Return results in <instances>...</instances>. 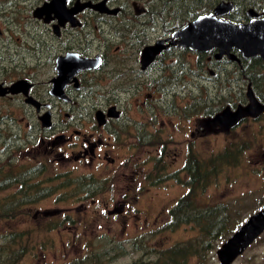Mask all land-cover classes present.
<instances>
[{"label": "flooded vegetation", "instance_id": "obj_1", "mask_svg": "<svg viewBox=\"0 0 264 264\" xmlns=\"http://www.w3.org/2000/svg\"><path fill=\"white\" fill-rule=\"evenodd\" d=\"M19 1H26L27 5L17 8L21 22L16 23V31L10 32L5 29L9 37L4 38L1 37L0 31V77L7 72H16L17 75L15 80L0 81V84L9 86L15 81H23L26 84V96L18 93L5 95L0 99L11 100L17 97L20 100L19 105L32 111L35 116L34 120L28 119L24 124L26 133L23 141L17 139V150L23 147L21 150L25 151L22 153L28 155L35 149L36 155L46 154L58 164L68 161L81 165L95 161L107 165L117 163L119 168L115 173L118 176L117 181L115 176L103 179L93 177L92 171L87 175L106 181V184L101 185L102 191L97 193L101 198L105 194H111L115 186H119V177L124 175L123 171H128L131 178V182L124 184L125 190L143 188L149 190L167 182H176L184 189L176 203L191 191L198 196L200 165L207 162L214 165L213 158L217 155L232 154L228 151L229 148H226L222 153L200 161L195 150L196 142L218 137L227 141L236 140L232 139L231 135L236 128L243 127L245 130L248 126L259 124L264 118V55L243 57L233 48L227 51L213 47L202 52L168 46L148 63H140L141 51L145 47L168 39L188 22L210 14L220 1L208 0L206 7L201 9L200 0H190L188 8L191 13L187 20L181 21L185 24L178 29H171L168 36L154 40L141 38V33L144 36L145 29L140 33L139 28L152 31L150 28L154 26L156 20H161L162 14L148 12L137 2L130 3L131 18L125 16L121 7L112 4L114 0H107L105 9L109 12L83 9L69 16L71 20L73 19V25L69 20L60 25L53 14L35 13L50 0ZM76 1L96 3L100 0H66V9L71 10ZM227 3L233 6L226 14L218 17L223 21L233 25L264 21V0L249 4L247 0H243L240 6L233 1ZM133 4L135 6H132ZM115 9L118 11L115 12ZM143 17L147 18L145 23H133V19ZM119 26L122 27L121 32L133 27L129 37L117 34L116 28ZM40 27H43L42 32ZM87 28L91 30L107 28L106 34L114 40L113 43L103 36L98 38L95 34L90 35ZM14 35L16 37L13 38ZM41 35L48 37V44L41 39ZM115 36L120 37L119 45L116 47ZM90 38L91 40H88ZM94 40L100 42L95 48L90 44ZM167 43L168 41L163 45L166 46ZM9 45L24 47L11 49ZM120 49L122 55L115 57V53ZM174 51L182 56H175L172 53ZM42 52L46 54L41 55ZM69 53H75L79 58L97 60L98 64L93 69L81 70L69 75L65 80H60L56 83L60 90L54 91L53 81L57 78L60 68L57 58ZM169 57L170 61L166 63L165 59ZM172 58L175 60L174 63ZM7 62L11 64L8 65ZM64 68L65 71L70 70L71 65L67 64ZM39 74L46 76L45 81L37 82ZM110 78L111 87L101 83V80ZM43 86L46 87L45 92L40 93L39 88ZM157 94L159 97L156 99ZM26 98L35 102L37 107L25 103ZM252 99L262 108V112L255 116L250 114L242 116L229 128H226V123L212 122V119L224 110L232 114L238 108L245 109L251 104ZM131 105L140 111L138 119L126 118V111ZM95 112L100 113L99 118H95ZM45 115L46 121L41 119ZM172 118H175V123L170 121ZM165 121L172 127L170 133ZM33 123L36 127H33ZM42 123L47 125L43 126ZM180 136L182 139H178ZM111 149L131 150L132 155H128L127 160L120 162L118 154L116 159L108 155L107 151ZM179 158L180 166L169 173L168 168L174 167L173 164ZM19 164L31 166L34 169L30 170L31 173L42 174L45 169L41 165ZM207 167L210 171L208 174L211 175L209 178H212L215 168L211 170L209 166ZM59 175H67L68 179L72 177L69 172ZM80 175L87 177L86 174ZM62 180L65 181L66 177ZM43 186L55 187L58 190L73 187L63 182L58 187L57 183L46 182ZM123 197L114 201V204L105 200L99 204L105 207L111 204L114 209L109 212L122 213L123 207L131 206V202L135 200ZM82 199L96 202L95 198ZM115 205L118 208L115 209ZM109 212H106V215H110Z\"/></svg>", "mask_w": 264, "mask_h": 264}, {"label": "rangeland", "instance_id": "obj_2", "mask_svg": "<svg viewBox=\"0 0 264 264\" xmlns=\"http://www.w3.org/2000/svg\"><path fill=\"white\" fill-rule=\"evenodd\" d=\"M207 1L200 0L201 9L206 7ZM213 1L215 0H209V2ZM217 1H233L236 5L240 6L243 0ZM257 1L260 0H247L248 4ZM131 2H137L139 6L145 8L148 12L162 14L161 20H156L154 26L150 28L152 31H149L147 28L136 27L139 28L140 33L145 29L144 36L141 33L140 37L149 40L168 36L171 29H178L183 26L185 23L181 21L183 19L187 20L188 15L191 13V10L188 8L190 0H114L112 4L115 3L118 7H121L125 16L131 18ZM25 5H27L26 1L0 0V31L2 38L9 37L5 29L10 32L16 31V23L21 22L17 14V8ZM146 20L147 18L145 19V17L138 20L133 19V23H145ZM125 24L128 25L127 23ZM162 27H164V30H162ZM87 29L90 35L95 34L98 38L103 36L105 39H109L111 43L114 41L110 38V35L106 34L107 28H101L100 30ZM121 29V26L116 28L117 34L129 37L133 27L127 28L125 32H121ZM42 31L43 27H40V32ZM91 38L88 40H91ZM41 39L45 40L48 44V37L41 35ZM119 40L120 37L115 36V47L119 45ZM90 44L95 48L100 42L94 40ZM9 46L11 49L24 47ZM2 53H5V51H2ZM110 53L112 54L111 51ZM172 53L175 56H182L177 51ZM40 54L44 55L46 53L42 52ZM118 55H122L121 49L115 53V57ZM169 61L170 57L165 59L166 63ZM174 61L172 58V63ZM7 64L10 65L11 63L7 62ZM15 73L7 72L2 74L3 76L0 77V81L15 80L17 78ZM37 77V82H43L46 79V76L42 74H39ZM101 83L107 84L110 87L112 86L111 78L101 80ZM45 89V86L40 87L39 92L44 93ZM158 97L159 94L156 95V99ZM123 98L129 99L127 96H123ZM19 104L20 100L17 97L11 100L6 98L0 99V168L8 161L15 165L16 162L41 165L45 169L37 180L45 181L51 179V181L46 183H57V185L64 182V180L61 181L64 176L59 175L63 172H69L73 177L81 176L80 174H86L87 176L92 171L91 175L93 177L103 179L115 176V181L118 180V176L115 175L119 169L117 163L107 165L95 161L89 163L91 165H81L68 161L64 164H58L54 163L53 158L46 154L39 153L36 155L35 149H33L34 152L32 154L28 155L27 153L25 155L22 153V151H25L21 150L23 147L17 150V139L19 138L20 141H23V136L26 133L24 124L28 119H35L32 111L23 108ZM125 116L126 118L138 119L140 111L131 105L127 109ZM170 121L175 123V118L170 119ZM165 123L170 133L172 127L166 121ZM33 127H36L34 123ZM231 135L233 136L232 139L235 138L236 140L227 141L222 137H218L199 140L195 144V150L198 153L200 161L206 160L208 156L222 153L226 148H229L228 151H231L232 156L235 157L234 165L224 167L219 173L217 180L210 184L200 198L196 200L207 206L220 204L227 206V217L231 224V229L226 238L247 216L258 211L264 205V118L259 124L248 126L245 130L243 127L236 128ZM236 136L241 137L238 138ZM179 138L182 139L181 136ZM45 140L46 137H44ZM107 152L114 159H116V155L118 154L120 162L127 160L128 155H132L131 150L111 149ZM180 160L179 158L173 164L174 167H169L167 171L169 173L174 172L180 166ZM123 173L124 175L119 177V186H115V190L111 194H105L103 198L97 195L94 200L98 201L97 203L82 198H72L56 202V195H54L26 208L25 214L21 216L19 221L12 222L11 224L0 222V233L13 228L17 231L30 230L33 233L32 242L37 249L40 248V251L35 248V258L30 257L31 259H25L24 264H62L70 262L82 254L91 252L88 251L90 248H93V250L102 249L104 244L109 240L125 241L127 246L130 241L134 240L133 238H137L136 240H143L149 248L158 250L177 243L183 244L198 237V232L190 225H182L173 231H160L154 234L163 222H167L168 211L172 206L174 207L178 198L182 196L184 189L181 186L176 184V182H167L165 185L149 190H144V188L142 190H125L124 184L131 182V178L128 171H123ZM65 189L71 190V188H59V190L63 191ZM123 196L129 199L135 198V200L131 202V206L123 207L122 213L109 212L114 209L111 204L107 207L99 204L102 203V200L114 204V201L124 198ZM110 199L112 200L110 201ZM116 208L118 206L115 205ZM106 212H109L110 215H106ZM60 214H66L68 217L66 219L67 222L63 224L61 230L46 231L45 228H42L46 221L61 218L58 216ZM69 221L71 222L69 223ZM220 244L221 242L217 243L216 247L207 254L205 264H218L214 252ZM140 258L142 259L140 253L131 254L117 259L110 264H130L132 260ZM143 260H147V258ZM194 263L196 264L194 260H190L189 262V264ZM233 264H264V233Z\"/></svg>", "mask_w": 264, "mask_h": 264}, {"label": "trees", "instance_id": "obj_3", "mask_svg": "<svg viewBox=\"0 0 264 264\" xmlns=\"http://www.w3.org/2000/svg\"><path fill=\"white\" fill-rule=\"evenodd\" d=\"M213 159L215 160L214 165L208 162L200 165L198 196L191 191L181 198L169 210L167 222H163L158 231L154 232L156 234L160 231H173L182 225H190L198 232L197 238L158 250L149 248L143 240H136L137 238H133L134 240L130 241L127 246L125 241L109 240L102 249L90 248L88 251L91 252L62 264H110L117 259L137 253H140L142 259L132 260L130 264H189L190 260H194L196 264H205L207 254L216 247L217 243L223 242L231 229L227 217V206L221 204L207 206L196 201L206 187L217 180L221 170L234 165L235 161V157L229 156L228 153L219 154ZM207 166L211 170L215 168L212 178H209L211 175L208 174L210 171L207 170ZM30 170L34 169L29 165L22 166L18 162L15 165L10 161L5 162L0 168V222L11 224L19 221L25 214L26 208L54 195H56V202L72 198H95L97 193L102 191L101 185L106 184V181L94 179L90 175L87 177L73 176L70 179L66 175L63 177V179L66 177L63 183L73 185L71 190L46 188L43 184L51 179L39 181L37 179L40 173H31ZM91 185H98V187ZM58 216L61 218L46 221L42 228L46 231L61 230L68 217L66 214ZM14 229L0 233V264H24L25 259L35 258L36 250L40 251V248L37 249L32 242L33 233L30 230L17 231ZM144 258L147 260H143Z\"/></svg>", "mask_w": 264, "mask_h": 264}, {"label": "water", "instance_id": "obj_4", "mask_svg": "<svg viewBox=\"0 0 264 264\" xmlns=\"http://www.w3.org/2000/svg\"><path fill=\"white\" fill-rule=\"evenodd\" d=\"M107 0H100L92 3L90 1L79 2L76 1L71 10L65 7L66 0H50L42 7L38 8L35 13L39 15L53 14L57 23L63 25L67 20L73 25L69 16H72L83 9H92L94 11H107L105 2ZM132 6H135L133 4ZM233 5L227 2H219L213 8L210 14L200 16L182 28L176 30L168 39L155 42L151 46L145 47L141 51L140 63H148L152 57L159 54L162 49L168 46L178 48H186L190 51L206 52L213 47L220 50L236 49L243 57H251L255 55H264V21H249L247 24L233 25L218 17L226 14ZM135 9V8H134ZM118 11L115 9V12ZM109 12V11H107ZM34 13V14H35ZM252 14V11L249 10ZM249 15V14H248ZM168 41V45L163 43ZM57 64L60 67L58 76L53 81L52 90H60L56 85L60 80H65L69 75L81 70H90L96 67L97 60L79 58L75 53L66 54L64 57L57 58ZM70 64L71 69L66 70L64 66ZM68 76H64L65 74ZM55 87V88H54ZM24 88V90H23ZM26 84L23 81H15L9 86L0 84V98L5 95H15L22 93L26 96ZM57 88V89H56ZM25 103L37 107V104L30 98H26ZM245 109L238 108L234 113H227L226 110L216 115L212 122L226 123V128H229L242 116H255L262 112V108L257 106L255 100L250 101ZM110 109V113H111ZM99 112H95V118H99ZM111 115V114H110ZM42 120H47V116L41 117ZM43 126L47 125L42 123ZM264 233V208L250 214L244 221L216 248L214 255L218 264H233V262L240 257L247 248H249L262 234Z\"/></svg>", "mask_w": 264, "mask_h": 264}]
</instances>
